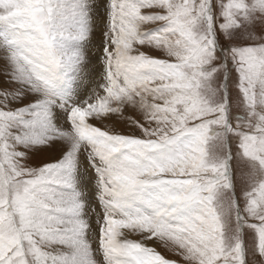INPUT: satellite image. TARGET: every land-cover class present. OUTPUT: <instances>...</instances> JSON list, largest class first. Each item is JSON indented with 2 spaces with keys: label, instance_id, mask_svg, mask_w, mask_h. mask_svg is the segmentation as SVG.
Here are the masks:
<instances>
[{
  "label": "snow or ice",
  "instance_id": "obj_1",
  "mask_svg": "<svg viewBox=\"0 0 264 264\" xmlns=\"http://www.w3.org/2000/svg\"><path fill=\"white\" fill-rule=\"evenodd\" d=\"M0 264H264V0H0Z\"/></svg>",
  "mask_w": 264,
  "mask_h": 264
},
{
  "label": "rangeland",
  "instance_id": "obj_2",
  "mask_svg": "<svg viewBox=\"0 0 264 264\" xmlns=\"http://www.w3.org/2000/svg\"><path fill=\"white\" fill-rule=\"evenodd\" d=\"M97 38H99V36ZM155 54L159 55V53H155ZM120 127H121V129H123V125H120ZM48 155L49 154H38L37 156L34 157L33 163L38 164L41 160L47 159ZM158 250L161 251V253L166 255V256L170 255L163 248H159Z\"/></svg>",
  "mask_w": 264,
  "mask_h": 264
}]
</instances>
